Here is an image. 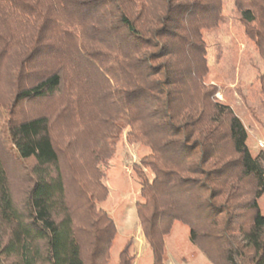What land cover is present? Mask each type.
Masks as SVG:
<instances>
[{
  "label": "trees",
  "instance_id": "1",
  "mask_svg": "<svg viewBox=\"0 0 264 264\" xmlns=\"http://www.w3.org/2000/svg\"><path fill=\"white\" fill-rule=\"evenodd\" d=\"M232 1L264 59V0ZM223 11L224 0H0V264H134L132 240L113 259L117 227L98 206L126 129L149 149L133 172L153 264H166L177 222L212 264H264V149L252 152L207 83L206 33L227 24Z\"/></svg>",
  "mask_w": 264,
  "mask_h": 264
},
{
  "label": "rangeland",
  "instance_id": "2",
  "mask_svg": "<svg viewBox=\"0 0 264 264\" xmlns=\"http://www.w3.org/2000/svg\"><path fill=\"white\" fill-rule=\"evenodd\" d=\"M223 12L227 24L220 27L219 31L206 33L210 67L207 83L221 88L217 99L233 108L241 118L250 136L252 152H259L260 143H264V95L260 91L259 82V77L264 74V59L259 55L255 43L247 37L232 0H224ZM8 95V81L1 72L0 104H4V107H0V126L9 116L5 108ZM49 103L50 101L45 103L46 108L50 107ZM29 105L23 106V110L40 109L44 103L38 108H34L36 105ZM75 120V114L69 113L66 116L62 113V128L73 129L71 127L75 126ZM127 130L119 138L108 167H102L103 183L109 190V196L98 206L110 214L117 227V238L111 249L113 259L117 260L121 249L132 240L134 264H153L152 253L136 211V202L141 199V188L133 172L135 164L149 153V149L139 143L130 144L126 138ZM88 134L94 136L93 131ZM85 142L86 138L83 136L79 143L80 149H83ZM262 208L264 211V204ZM166 253V264H212L190 241L189 228L179 222L174 224L166 238Z\"/></svg>",
  "mask_w": 264,
  "mask_h": 264
},
{
  "label": "built area",
  "instance_id": "3",
  "mask_svg": "<svg viewBox=\"0 0 264 264\" xmlns=\"http://www.w3.org/2000/svg\"><path fill=\"white\" fill-rule=\"evenodd\" d=\"M260 148L264 149V143H260Z\"/></svg>",
  "mask_w": 264,
  "mask_h": 264
}]
</instances>
